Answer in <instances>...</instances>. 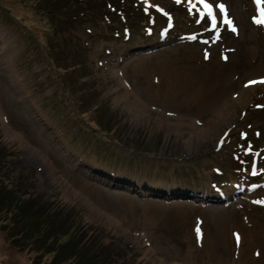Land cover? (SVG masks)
Segmentation results:
<instances>
[{
    "label": "rangeland",
    "instance_id": "rangeland-1",
    "mask_svg": "<svg viewBox=\"0 0 264 264\" xmlns=\"http://www.w3.org/2000/svg\"><path fill=\"white\" fill-rule=\"evenodd\" d=\"M29 1L0 0L1 182L62 207L73 239L102 238L89 252L102 247L112 264H264V84H249L264 80V2L206 0L213 28L197 0L49 10L52 27L43 8L96 3ZM102 16L125 26L111 33ZM53 30L65 65L46 51ZM83 139L109 164L93 163ZM201 167L250 179L223 192L182 175ZM11 240L0 227V264H37L29 241Z\"/></svg>",
    "mask_w": 264,
    "mask_h": 264
},
{
    "label": "trees",
    "instance_id": "trees-1",
    "mask_svg": "<svg viewBox=\"0 0 264 264\" xmlns=\"http://www.w3.org/2000/svg\"><path fill=\"white\" fill-rule=\"evenodd\" d=\"M55 1L62 3L65 0H55ZM94 2L96 3L95 6L94 4L89 5L87 7L83 5L84 7L81 6L78 9H75L74 11H65L63 9L60 10L59 8L56 9L43 8V14L45 16L49 15L47 17L50 18L49 20L47 18V20L50 23V26L52 27V18L55 17V15H52L51 18L49 14V10L59 12L62 14V16L67 17L75 12L82 11L83 9L86 8L95 7V9L98 10L97 12H99L100 10L102 11L108 10L110 6L115 7V4H112L110 0H94ZM29 3L31 2L29 1ZM38 4L40 5L41 3L38 1L36 6H38ZM182 13H184L185 16L180 17V19L184 20L185 22H188V19H190L191 22L200 21L199 20L200 18H198L197 16L194 17L193 15H188L185 12H180V15H182ZM102 19H104L109 24L108 26V24L106 23V28L109 30V32L114 34L117 32V30L123 29V27L125 26V24H122L120 20L119 22L116 20L117 25L112 26L111 25L112 18L102 16ZM68 22H71V20L69 19ZM54 29H56V27ZM55 35L56 34L53 30V32H51L46 36L48 39V40L46 39V41L44 42L46 46V51L51 54L52 58L54 57L56 58V60L60 59L61 61H63V65H65L66 60L64 56L59 53L61 52L59 46L57 44H55L56 47L54 46L53 40L55 38ZM54 48H56L57 50H55ZM84 64H86L85 57H83V65ZM62 122L63 121L61 120V123ZM82 142L84 143V147H85L84 151H86V156L90 158L93 161V163L100 165L102 167L106 164H109L110 161L106 157V155L111 154L109 153V151L100 152L96 148H93V146L90 145L88 142H86L84 139L82 140ZM5 154H6L5 148L0 143V164L5 159ZM120 165L122 167H125V169H127V171H125L126 173L128 172L132 173L133 171H135L134 167L129 161L128 163L122 162L120 163ZM199 171H201L202 174H197V172L194 171L192 176L188 174H182V175L184 178L185 177L188 178L189 176L193 184L202 187H208V188L210 186L215 187L212 184L217 183L216 188L220 189L223 192L230 190L231 183L237 185L242 180L250 179V176L248 177L245 175L246 170L244 172V169L242 171L243 174H239L238 172H235L233 174H227L223 171V173L226 175V179L220 181L212 180L213 177L215 176V172L210 168L201 167ZM147 173L150 174L148 171ZM142 174L145 175L144 173ZM65 214L66 213H64L62 207L56 206L55 204H52V202L50 203L49 201L42 199L40 197L32 196V195L27 197L20 196V194H18L14 188L6 187L0 180L1 230L4 232V234L8 235L12 239L11 241L13 245H15V247L19 249L20 248L28 249L26 247L28 245V242L26 241H29L32 244L33 248L37 251L35 258L32 259L34 263L112 264L111 253L108 251L105 253L101 252L102 251L101 248L104 245L102 238L101 241H98L93 236H91V234L87 236L80 230L79 233H81L82 236H80L78 239H73V235L71 233L72 230L70 228V225L73 226V223L70 219L68 220L66 218L67 215L65 216ZM61 222H65L67 224H62ZM64 236L65 238H63ZM91 241L97 243L102 247L98 249H94V252L92 251L89 252L86 243ZM45 253L50 254V256L48 258H42L43 254Z\"/></svg>",
    "mask_w": 264,
    "mask_h": 264
},
{
    "label": "snow or ice",
    "instance_id": "snow-or-ice-1",
    "mask_svg": "<svg viewBox=\"0 0 264 264\" xmlns=\"http://www.w3.org/2000/svg\"><path fill=\"white\" fill-rule=\"evenodd\" d=\"M176 2L177 3H180L181 0H176ZM197 2L203 4L204 9L207 12V14L212 17V27L215 28L216 27V17H215V15H213L212 5L209 4V3H207L206 0H197ZM255 2L257 4V7L260 8V5H261L262 2H264V0H255ZM189 3H191V0H189ZM192 7H195V4H192ZM217 7L220 9L221 13H224L225 12V6L223 4H220ZM201 15L203 16L204 13H201ZM224 22L227 23V24H231L232 23L226 17H225ZM255 22L258 23V24H264V8H261L260 9V18H258ZM232 30L233 31H236L235 28H233ZM256 83H262V84H264V80H260V81H250L249 82V84H256ZM256 203H262V202L261 201H257ZM197 232L199 234V229H197ZM237 240H239V237L238 236H237Z\"/></svg>",
    "mask_w": 264,
    "mask_h": 264
},
{
    "label": "bare ground",
    "instance_id": "bare-ground-1",
    "mask_svg": "<svg viewBox=\"0 0 264 264\" xmlns=\"http://www.w3.org/2000/svg\"><path fill=\"white\" fill-rule=\"evenodd\" d=\"M253 78H255V77H253ZM260 79V78H259ZM122 96V95H121ZM121 96H118V97H121ZM120 99H122L123 101H126L125 99H123V98H120ZM238 99V98H237ZM134 101L135 100H132V102L130 103V108H131V110H132V113L134 114V115H136L137 113H140L142 110H143V107H144V105H142V104H140V103H138L137 101V103L136 104H134ZM171 104V102L168 100H166V101H164L163 102V106H161V108L163 109V111H165V110H169L168 108H169V105ZM170 106H172V105H170ZM173 107V106H172ZM169 112V111H168ZM162 119H164V118H162ZM168 122V121H167ZM202 243V242H201ZM239 244H246L250 249H251V251H253L254 253H257L258 251H257V249H256V245L255 244H253V243H239Z\"/></svg>",
    "mask_w": 264,
    "mask_h": 264
}]
</instances>
